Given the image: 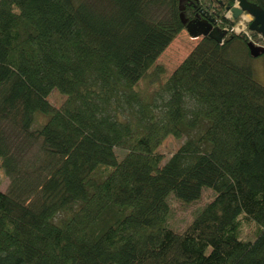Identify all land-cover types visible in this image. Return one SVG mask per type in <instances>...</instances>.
Returning a JSON list of instances; mask_svg holds the SVG:
<instances>
[{
    "label": "trees",
    "instance_id": "16d2710c",
    "mask_svg": "<svg viewBox=\"0 0 264 264\" xmlns=\"http://www.w3.org/2000/svg\"><path fill=\"white\" fill-rule=\"evenodd\" d=\"M185 2L0 0V264H264V86L230 55L248 39L202 37L158 90L135 89ZM168 135L183 141L164 160ZM204 189L172 229L168 197Z\"/></svg>",
    "mask_w": 264,
    "mask_h": 264
},
{
    "label": "rangeland",
    "instance_id": "374dc122",
    "mask_svg": "<svg viewBox=\"0 0 264 264\" xmlns=\"http://www.w3.org/2000/svg\"><path fill=\"white\" fill-rule=\"evenodd\" d=\"M202 37H192L188 32L183 29L176 35L173 41L156 59L151 68L147 71L145 76L135 86V89L142 92H154L159 89L161 84L165 82L167 77L173 70L182 62V60L190 53L193 47L199 42ZM230 55L237 61L249 63L252 69L254 78L264 86V54L259 57H247L243 50L235 44L230 52ZM48 101L56 108L60 107L66 96L60 91L54 89L47 97ZM36 115V113H35ZM47 119V115L38 114V126L42 121ZM182 138H176L168 135L163 139L161 144L157 147V151L164 156V160L179 147L182 143ZM115 152L119 157L122 156L123 149L115 148ZM8 186V178L4 174L3 169L0 167V190L5 191ZM214 193L210 189H204L202 196L199 200L185 204L175 199L173 196L168 197V225L175 230H182L185 228L195 217V215L212 199ZM256 227L253 224L242 223L241 236L243 238H251L255 235Z\"/></svg>",
    "mask_w": 264,
    "mask_h": 264
},
{
    "label": "water",
    "instance_id": "95a60500",
    "mask_svg": "<svg viewBox=\"0 0 264 264\" xmlns=\"http://www.w3.org/2000/svg\"><path fill=\"white\" fill-rule=\"evenodd\" d=\"M234 2V5L227 6V9L231 8L234 18H238L243 12H246L252 17V20L249 23V29L253 32L261 34L264 38V9L257 5L254 2L248 0H239V7H235L237 0H231ZM181 22L184 25L185 30L192 37H209L216 41L217 43H222L226 31L221 29L219 26L212 25V19H204V23H196V21H188L185 18L184 12H180ZM247 48L249 50L251 57H258L264 54V46L259 47L255 46L253 43L248 42Z\"/></svg>",
    "mask_w": 264,
    "mask_h": 264
},
{
    "label": "flooded vegetation",
    "instance_id": "af4514ba",
    "mask_svg": "<svg viewBox=\"0 0 264 264\" xmlns=\"http://www.w3.org/2000/svg\"><path fill=\"white\" fill-rule=\"evenodd\" d=\"M184 5L185 14L188 21L204 23V19H212L213 26H219V13L223 8L227 9L230 5L229 0H186ZM234 5V2L230 6ZM225 9V10H226ZM185 29V28H184ZM222 29V28H221Z\"/></svg>",
    "mask_w": 264,
    "mask_h": 264
},
{
    "label": "built area",
    "instance_id": "2783aa9c",
    "mask_svg": "<svg viewBox=\"0 0 264 264\" xmlns=\"http://www.w3.org/2000/svg\"><path fill=\"white\" fill-rule=\"evenodd\" d=\"M229 14H230V18H229ZM246 15L247 16H250L246 12H243L237 18V20L233 24H231L230 26L224 25L222 27V29L226 31V34H228V33H235V34H237V32L236 31H233V29H235L238 26H240V27H242L245 30L240 31L239 34L244 35L248 39V41L251 42V43H253L255 46H259V47L264 46V38H263V36L261 34L257 33V32H255L256 35L253 36L251 34L252 31L249 29V26H248L249 23H250V21H244V20H242V18L244 16H246ZM224 17L226 19H228V20H230V19L233 20L234 19L233 14H232V11H231V8L225 10Z\"/></svg>",
    "mask_w": 264,
    "mask_h": 264
},
{
    "label": "clouds",
    "instance_id": "9594fccd",
    "mask_svg": "<svg viewBox=\"0 0 264 264\" xmlns=\"http://www.w3.org/2000/svg\"><path fill=\"white\" fill-rule=\"evenodd\" d=\"M235 7H239V0H237V4L235 5ZM229 18H230V14H229ZM242 20H244V21H251V20H252V17L246 15V16H244V17L242 18ZM242 30H245V29H243V28L240 27V26H238L237 28L233 29V31H236L237 34H239V32L242 31Z\"/></svg>",
    "mask_w": 264,
    "mask_h": 264
},
{
    "label": "bare ground",
    "instance_id": "6f19581e",
    "mask_svg": "<svg viewBox=\"0 0 264 264\" xmlns=\"http://www.w3.org/2000/svg\"><path fill=\"white\" fill-rule=\"evenodd\" d=\"M259 57V56H258Z\"/></svg>",
    "mask_w": 264,
    "mask_h": 264
}]
</instances>
